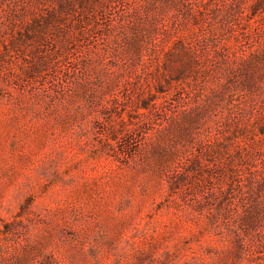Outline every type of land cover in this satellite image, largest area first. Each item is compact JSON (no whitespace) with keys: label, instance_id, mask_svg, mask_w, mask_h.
Masks as SVG:
<instances>
[{"label":"rangeland","instance_id":"374dc122","mask_svg":"<svg viewBox=\"0 0 264 264\" xmlns=\"http://www.w3.org/2000/svg\"><path fill=\"white\" fill-rule=\"evenodd\" d=\"M11 1L0 8V264H264V238L253 232L239 257L231 251L224 216L231 201L215 195L227 179L202 166L207 156L195 150L202 162L195 164L183 140L173 144L175 154L149 150L153 131L143 122L157 117L138 107V96L161 81L166 90L157 101L166 95L177 103L180 81L160 76L147 55L134 65L132 29L118 38L103 32L113 9L122 13L135 0H89L71 20L76 26L82 18V27L55 45L21 39L23 17L9 13ZM155 8L160 13L162 4ZM164 11L171 30L160 60L197 28L174 7ZM250 13L222 9L201 25L229 45L264 43V8L258 22ZM198 76L181 81L192 96L219 82ZM258 79L246 91L230 83L215 112L239 106L252 120L264 116V70Z\"/></svg>","mask_w":264,"mask_h":264},{"label":"trees","instance_id":"16d2710c","mask_svg":"<svg viewBox=\"0 0 264 264\" xmlns=\"http://www.w3.org/2000/svg\"><path fill=\"white\" fill-rule=\"evenodd\" d=\"M88 1L12 0L7 10L14 18L23 17L17 30L21 39L35 38L47 45H55L59 39L63 42L70 40L71 27L75 26L72 17L80 16V8ZM0 3L2 8V0ZM38 3L42 4L41 7ZM158 3L162 4L160 13L155 11ZM34 6L39 10L35 11ZM165 7H174L185 17H192L197 28L193 29L190 39H178L160 60L158 47H163L171 30L164 24L168 18ZM249 8L251 19L258 22L256 17L264 8V0H255L251 4L247 0H135L133 8H122V13L113 9V16L104 22L103 27L105 34L111 33L117 38L128 28L132 29L130 48L134 53V65L142 63L147 55L150 62L157 63L160 76L168 74L172 80L180 81L176 87L177 103L173 102L176 99L166 95L157 101L160 98L158 93L166 90L161 81L155 86L156 92L148 85V89H142L138 96V107L148 109L157 117L143 122L153 131L146 138L151 146L149 150L165 153L164 156L175 154L178 148L173 144L183 140L185 149H191L195 154V164H202L199 154L195 153L199 150L209 160L202 166L210 171H222L227 179L226 187L215 191V195L231 201L224 216L228 228L234 233L231 251L236 257L245 247L244 235L253 232L259 240L264 238V116L252 120L246 109L239 106L236 110L227 107L228 112L217 114L213 107L231 88L230 83L240 91L258 85V78L264 70V43L249 45L245 39H240L235 45H229L226 38L217 39L214 33L208 34L201 21L207 22L215 11L222 9L226 14L237 12L239 18H243ZM31 11L32 16L28 18ZM82 24V18H79L75 27L80 29ZM232 26L230 29L235 28ZM64 59L74 62L67 55ZM191 74L196 80L198 75H211L219 82L209 91H205L203 85L198 95L192 96L189 94L191 89L181 83ZM108 84H114V80L110 79ZM185 92L187 95H183ZM161 164L163 166V162ZM178 187L179 183L175 182L172 188ZM193 201L196 206H202L198 197H193Z\"/></svg>","mask_w":264,"mask_h":264}]
</instances>
